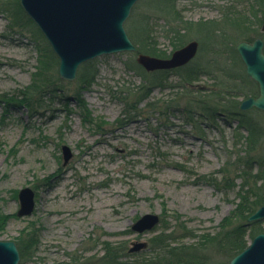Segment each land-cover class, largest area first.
<instances>
[{
    "label": "rangeland",
    "instance_id": "1",
    "mask_svg": "<svg viewBox=\"0 0 264 264\" xmlns=\"http://www.w3.org/2000/svg\"><path fill=\"white\" fill-rule=\"evenodd\" d=\"M161 2L137 0L125 31L137 52L131 31L166 55L177 39L178 46L198 41L185 67L154 74L136 62L135 51H120L81 63L75 78L65 80L40 32L58 64L33 90L38 58L48 48L19 0H0V213L7 216L0 240L17 246L35 233L23 264H101L105 243L125 248L114 264H229L233 257L201 240L220 230L223 237L238 224L232 216L220 229L239 201L237 169L249 159L254 172L264 164V135L253 148L245 128L237 129L238 112L264 130V111L238 108L244 94H258L251 95L258 85L236 51L240 41H264V0H172V13L155 9ZM88 71L94 81L82 86ZM188 72L198 77L192 84L183 80ZM143 92L148 96L139 98ZM10 97L35 101L28 99L29 107L18 99L7 103ZM200 104L218 110L201 118L184 113ZM62 145L72 152L66 164ZM25 186L34 191V209L17 216ZM255 187L254 194L263 193ZM149 212L159 215L158 225L134 233L131 224ZM257 220L264 232V218ZM253 237L245 235L247 246ZM134 241L147 247L129 252ZM173 247H187V255Z\"/></svg>",
    "mask_w": 264,
    "mask_h": 264
},
{
    "label": "water",
    "instance_id": "2",
    "mask_svg": "<svg viewBox=\"0 0 264 264\" xmlns=\"http://www.w3.org/2000/svg\"><path fill=\"white\" fill-rule=\"evenodd\" d=\"M137 0H19L21 8L42 32L59 59L60 78L72 80L77 67L103 54L135 51L136 62L147 72L170 70L188 64L197 54L198 41L190 40L174 49L168 57L137 52L129 39L124 21ZM261 31L264 32V11ZM264 41L255 37L251 42L236 44L246 74L257 83L258 94L243 98L238 107L245 111L257 108L264 111ZM63 163L72 156L67 145L61 146ZM17 216L30 215L34 209V191L25 186L18 191ZM264 218V204L247 221ZM157 213H145L131 224L134 233L149 232L158 225ZM147 247L146 241L131 242L129 252ZM19 250L13 241L0 240V264H17ZM229 264H264V232L253 237L247 247L235 254Z\"/></svg>",
    "mask_w": 264,
    "mask_h": 264
},
{
    "label": "trees",
    "instance_id": "3",
    "mask_svg": "<svg viewBox=\"0 0 264 264\" xmlns=\"http://www.w3.org/2000/svg\"><path fill=\"white\" fill-rule=\"evenodd\" d=\"M161 7H155V9L157 10H161L163 12H169L171 11V13L173 12V6L174 2L172 3V0H163V2L160 3ZM18 12H20L21 8L20 6L18 7ZM27 19V22L33 23L31 21L30 18L27 17V15L25 16ZM127 21H129V19H127ZM34 33H36L39 37L42 38V40L45 42L44 37L42 36V34L40 33V31L35 27L33 29ZM131 31V30H130ZM135 33V32H134ZM131 35L133 37V40L136 42V44L138 45V52H145L147 54L150 55H154L157 57H168L169 55H166L167 53L161 49H158L156 47V43H149L146 44V46L143 45V43L139 42V40H137V38H135V36L133 35L132 31H131ZM138 35V37L140 36V34H136ZM145 36V34H144ZM175 39H177L176 37H174ZM178 40V39H177ZM175 41V43H173V48L176 49L178 47L179 41ZM140 43V44H139ZM47 48H48V52L49 54H41L38 58V63H37V69H36V73L34 81H33V85L31 86L33 90H35L38 86L42 85V83L44 81H46L45 77H49L50 74V70H51V66L52 65H57L58 64V59L56 58V56L52 53L51 48L49 47L48 43L45 42ZM173 49V50H174ZM42 51V50H40ZM240 58V57H239ZM89 61H86V63ZM186 66V65H185ZM183 66V67H185ZM181 67V68H183ZM174 70V69H173ZM162 71H166L165 73H167L169 70H162ZM161 70H156V71H152L150 73H154V74H163ZM156 72V73H155ZM94 71H88L86 73L83 74L82 77H80V83L82 86H87L93 83L94 81ZM189 82V84L194 81L197 80L198 77L194 76V73L192 72H188L185 76H183V80ZM49 79V78H48ZM161 79V78H160ZM199 89V88H198ZM258 93V91L255 94H251V95H256ZM147 93L143 92V95L141 94V96L139 98H144L147 97ZM244 98L248 97L247 94H244ZM16 100L18 98L16 97H10L6 99V102L9 103L10 101L8 100ZM28 99L31 103H33L35 100L34 98L30 97V98H22V99H18L19 102H25L27 106L30 107ZM194 103L199 104L202 102L201 101H194ZM197 105L199 106V108H195V109H187L186 111H184V113L189 117V118H193V116H197L198 118L202 117V113L206 112V113H213L218 109H214L209 107L208 109H204L202 107V105ZM134 107V106H133ZM229 109H233L231 106H229ZM224 111L225 107L222 108ZM256 109V108H253ZM194 111H197L198 113H194ZM258 110V109H256ZM260 111V110H259ZM239 116H241V118L239 119V122L237 124V129L239 128H245V130L248 133V137H246V143L250 144L254 147H256V144L258 142V139L260 137H262V135H264V130L262 129V126L259 127L257 125H255V123H252L251 121L247 120V118H245V114H241L238 113ZM253 162L249 160H247L241 167H239L237 170L239 171V176L241 178V183L239 185V190H238V196H239V201L238 203L235 205L234 209L221 220L220 223V229L224 230L226 229L227 225L230 224V220L232 219V216H234L235 220L238 219V224L236 226H233L230 228V230H224L223 233L224 236L221 237V230L217 233L220 234L219 236H213V237H208V236H204V241L201 240V242H206L209 245H215V244H220L222 246L225 247L226 249V253L227 255L231 258L232 256H234L235 254H237L238 252H240L241 250H243L246 246H247V242L245 240V235L246 234H250L251 237H253L254 235L260 233L263 231V229L260 227V221L259 220H255V221H247V217L249 215H251L259 206H261L262 204H264V164H259L257 167H255V172L253 171L252 165ZM255 187V189H260L263 191L262 194L257 195L254 194V192L252 191V187ZM7 220V216L4 215L3 213H0V228L3 227V225L5 224ZM243 221V222H241ZM242 223V224H241ZM248 228V231H246ZM183 230H185V227L182 228ZM186 235L192 236L191 233H189L188 231H186ZM248 232V233H247ZM251 232V233H250ZM174 233V231H172L170 233L169 236H172V234ZM158 238V243L162 244V247H168L169 245L167 244H163V238L160 239V237ZM172 238H175L174 236H172ZM37 241V238L35 237V233L30 234V238L29 240H23L21 239V241H19L17 248L19 250V255H20V260L18 264H23L24 262V258L27 257L28 255V251H30L32 249V247L35 245ZM157 243V242H156ZM106 248L105 252H104V256L102 257V262L101 264H114V262L116 261V259L119 257V255L121 253L125 254V252L122 250H117V248L112 247L111 245H109L108 243H105L104 245ZM153 247V246H152ZM174 250L176 249L180 254L183 255H187L186 252V248L187 247H173ZM111 251V252H110ZM120 252V253H119ZM127 255V254H126ZM132 255V254H130ZM182 258V257H180ZM179 258V259H180ZM169 264H178V262H174V261H170ZM179 264H188L186 261H182Z\"/></svg>",
    "mask_w": 264,
    "mask_h": 264
}]
</instances>
